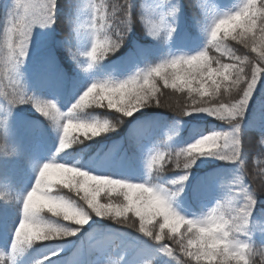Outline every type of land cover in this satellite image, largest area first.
Masks as SVG:
<instances>
[{"label":"snow or ice","instance_id":"obj_1","mask_svg":"<svg viewBox=\"0 0 264 264\" xmlns=\"http://www.w3.org/2000/svg\"><path fill=\"white\" fill-rule=\"evenodd\" d=\"M166 5H170L168 11L163 10ZM191 6L195 26L206 37L202 50L195 55L165 58L122 81H94L67 111L52 99L30 94L22 72L34 30L51 29L57 23V0H11V5L5 6L0 25V110L10 112L19 106H31L51 122L59 140L56 153L39 168L34 186L19 201L20 219L12 234L11 253L0 254V264H15L18 256L35 245L79 237L93 218L112 221L119 226L118 232L133 229L151 242L150 246H139L140 258L134 255L131 260L126 254L113 252L111 244L90 246L85 255L98 254L97 264H161L165 257L163 264H234L221 255L222 247L214 249L204 236L215 223L228 233L229 240L231 229L242 225L245 234L239 238L245 260L248 264H264V244L256 245L252 240L253 231L264 237V225L255 229L251 226L256 197L264 195V161L256 159L259 170L250 177L241 128L257 86L264 83V0H239L235 9L227 12L218 11L207 0H192ZM70 7V33L59 44L77 67L88 73L124 45L136 22L137 7L134 0H72ZM140 9L139 21L146 35L154 40L162 35L171 39L180 12L179 0H146ZM229 40L252 55L237 54ZM210 50L218 55L210 56ZM82 62L86 66L81 67ZM161 84L164 89L186 94L187 100H162ZM105 107L107 111H88ZM146 108H168L181 118L203 114L225 122L229 130L198 135L186 147L171 149L168 142L178 135L172 130L163 147L150 151L145 177L140 180L99 171L101 165L91 161L73 162L74 146L117 131L125 120ZM4 125L0 121V129ZM144 131L141 126L136 135ZM67 137L72 138L71 146L65 144ZM257 145V157L264 155V133ZM0 152L7 154L2 141ZM206 157L236 165L238 174L227 185H221L223 195L214 206L189 217L178 212L174 204L184 192L191 169ZM168 173L180 174L166 180ZM46 176H50L51 186L41 196ZM250 178L260 183L259 192L246 183ZM61 187L75 198L65 195ZM102 195L105 202H101ZM38 197L43 204L33 209ZM0 199L10 197L0 193ZM33 217H38L56 238L23 241L21 237ZM105 237L118 238L116 233L102 234L101 238ZM62 251L53 249L36 264H50L60 258Z\"/></svg>","mask_w":264,"mask_h":264},{"label":"trees","instance_id":"obj_2","mask_svg":"<svg viewBox=\"0 0 264 264\" xmlns=\"http://www.w3.org/2000/svg\"><path fill=\"white\" fill-rule=\"evenodd\" d=\"M145 1L134 0L137 7V19L119 51L98 63L87 75H82L81 68L77 67V64L69 58L68 51L59 44L70 33L68 16L72 11L70 7L72 0H57L58 20L54 25L55 35L48 50L52 55H55L61 69L56 83L58 90L55 97L58 99L57 104L62 111H67L75 103L84 88L87 87L88 75L94 76L98 74L104 77L108 74L109 76L116 74L114 78H119L121 76L120 71L112 70L111 65L124 59L129 53L144 52L146 64L140 69L133 68L128 71L123 75V79H127L138 70L147 69L152 61L153 63H159L161 60L176 54L194 55L205 47L206 37L195 26L193 20L194 9L191 6L192 0H179L180 12L182 13L185 27L189 32L188 35L192 38L190 44L183 51L172 49L165 39L154 40L146 35L144 26L139 21L140 6ZM118 2H123V0H118ZM222 3L229 6L228 10L235 9L232 0H224ZM6 5L10 6L11 0L0 1V25L3 23ZM166 7H164V11H168L169 6ZM228 43L237 50V54L252 55L235 41L229 40ZM162 50V54L156 52ZM169 55L171 56L169 57ZM209 55L216 56L218 53L215 50H210ZM225 62L227 61L225 60ZM161 90L164 93L161 97L162 100L171 98L173 103L177 100L184 103L187 100L186 94L176 92L170 88L164 89L162 84ZM28 91L33 94L31 90ZM15 109L21 117L18 119V125H13L9 133L17 140L6 139L4 134L0 132V141L5 144L7 153L0 152V193H7L10 197L7 200L0 199V254L5 256L10 254L12 234L20 219L21 204L19 201H22L23 197L34 186L38 170L42 165L40 160H36L37 155L32 158L30 152L37 148L45 153L50 160L56 153L59 140V133L51 122L38 115H32L33 108L31 106L23 105ZM88 111L101 112L107 111V109L106 107L105 109L93 108ZM4 120V117L0 118V121ZM261 125H264V83L257 86L256 95L241 124L242 140L247 151L246 168L250 177L259 170L256 159L264 161V155L257 157L260 152L257 141L261 134L264 133V127L261 128ZM141 126L145 127V131L142 135L137 136L136 130ZM174 129L178 131V135H175L173 140L168 142V147L180 149L186 147L198 135L207 134L211 131H228L229 125L210 117L208 119H197L190 116L181 118L177 116L176 112L168 108H146L142 112L136 113L131 119L125 120L117 131L74 146L75 148L72 150L73 162L76 159L80 160L81 163L91 161L101 165L99 171L140 180L145 177L146 160L150 151L152 148L163 147L164 142L167 141V135ZM253 137L257 138H254L253 145L249 146L248 144ZM172 171L175 172L176 170L173 168ZM222 172L227 174L228 177L220 176L212 181L209 179L211 175ZM179 174L168 173L166 180L175 179ZM237 174L236 165L208 157L198 160L191 169L188 181L184 185V192L176 201L180 202L185 196L188 197L193 207V214L199 216L202 211L206 210V207H211L207 205L209 202H213L212 206H214L216 200L223 195L221 185H227ZM246 183L252 184L254 189L258 192L260 191V183L258 181L254 183L250 178ZM59 190L65 195L73 196L72 193L62 187ZM73 198L75 197L73 196ZM256 199L257 204L251 220L253 229L257 225H264V195H258ZM101 202H105L103 195L101 196ZM46 215L50 216L47 213ZM118 227L110 220H96L93 218V222L83 230L79 237H72L69 240L52 242L47 245H35L22 256H18L15 264H36V261L41 259L43 255L57 248L63 249L61 256L53 259L50 264H80L82 261H86V264H97L98 254L85 255V253L90 246L108 244H111L113 252L126 254L128 260H131L134 255L140 258L139 246H150L151 242L146 241L144 237L133 229L125 228L118 232ZM111 233H116L118 238L111 240L106 237L101 238L102 234ZM252 240L256 245L264 244V237L258 231H253ZM119 245L120 247L117 248ZM166 260V257L163 258L161 264Z\"/></svg>","mask_w":264,"mask_h":264},{"label":"rangeland","instance_id":"obj_3","mask_svg":"<svg viewBox=\"0 0 264 264\" xmlns=\"http://www.w3.org/2000/svg\"><path fill=\"white\" fill-rule=\"evenodd\" d=\"M1 1V0H0ZM224 0H207L208 3L211 4V6H214L218 11L220 12H227L230 11L228 10V5L223 4ZM146 2V1H145ZM154 2V0H153ZM180 2V1H179ZM239 2V0H232L233 6H236L237 3ZM167 7L170 5H166ZM165 7V6H164ZM166 7V8H167ZM180 7V5H179ZM165 8H163L164 10ZM234 10V9H233ZM170 22L171 19H170ZM175 32L173 34V36L171 37V39H167L166 36L162 35L159 39H165L168 44L172 47V49L175 50H184V48H186L192 38L188 35L189 32L187 30V28L185 27V22L183 20V16L182 13L179 12L176 19H175ZM55 35V30H54V26L51 29H35L34 33H33V40H32V44L30 46V50H29V57L26 60L23 68H22V72H23V76H24V81L26 84V87L28 90H31L33 92V94L38 95V96H43L47 99H52L54 101H58V99L55 97L57 94V90L58 88L56 87V83L58 81L59 75L61 73V69H60V65L59 62L57 60V58L55 57V55L51 54L48 50V47L50 46L52 39ZM158 54H162V51H156ZM198 53V52H197ZM195 53V54H197ZM194 54V55H195ZM145 53L144 52H132L129 53V55L127 57H125L122 60L117 61L116 63H113L111 65L112 70H117L118 72L120 71L121 76L119 78H114V76H116V74H111V76L105 75L104 77L97 75L94 76H89L88 75V83L86 86H88L89 84H91L94 81H104V80H114V81H122L124 80L122 77L124 74H126L128 71L132 70L133 68H137L140 69L141 67L144 66V64H146V58L144 57ZM171 55H169L170 57ZM174 56H179V54H176ZM49 58L52 59V63H49ZM150 66H154L157 63H149ZM86 66V62H83V64L81 66ZM81 74L83 75H87V73H84L83 71L81 72ZM113 77V78H110ZM257 89L255 90V93L249 103L248 108L251 106L253 99L256 95ZM32 115H38L42 118H44L43 116H41L39 113H37L34 109H32ZM4 117L5 120V125L4 127L1 129V133L4 134V136L6 137V139H11V140H17L14 136L12 137V135L9 133L12 126L13 125H18V119L21 117V115L19 114V112L13 108L10 110V112L8 111H4V110H0V118ZM193 118H199V119H208L209 117L206 115H193L190 116ZM15 125V126H16ZM261 128L264 127V125L260 126ZM0 133V135H1ZM254 138L257 137H253V139H251L252 141L249 142V146L253 145V141ZM25 144V142H24ZM19 146V145H17ZM23 149V148H22ZM153 149V148H152ZM30 154L32 155V158L35 157V155H37L36 160H40L43 165V163H46L49 161V159L47 158L46 154L43 153L41 150H38L37 148L31 150ZM41 165V166H42ZM40 166V167H41ZM228 177L227 174L219 173V174H214L213 176L211 175V177L209 178L211 181L214 179H218V177ZM213 202H209L207 205L212 206ZM175 206L178 212H180L181 214L187 215L189 217H191L193 215L192 212V204L191 202H189L188 197H184L183 200L181 199L180 202L176 201L175 202ZM167 230V229H166ZM11 253V251H10Z\"/></svg>","mask_w":264,"mask_h":264},{"label":"clouds","instance_id":"obj_4","mask_svg":"<svg viewBox=\"0 0 264 264\" xmlns=\"http://www.w3.org/2000/svg\"><path fill=\"white\" fill-rule=\"evenodd\" d=\"M73 143L71 137H67L65 140L66 146H71ZM51 180L50 176H46L44 179V184L41 192V196L43 195V191L45 189L50 188ZM43 201L38 197L32 205L33 209L41 207ZM232 239H228V233L223 232L221 226L218 223L212 224L209 226L208 231L204 234L207 241H209L213 248H221V255L230 261H234V264H248V262L244 258V251L242 247V243L240 241V236L244 235V227L234 226L231 229ZM56 238V234L50 229L42 226L38 217H33L32 222L28 229L23 233L21 239L23 241H28L32 239H49ZM262 262H264V256L261 257Z\"/></svg>","mask_w":264,"mask_h":264}]
</instances>
